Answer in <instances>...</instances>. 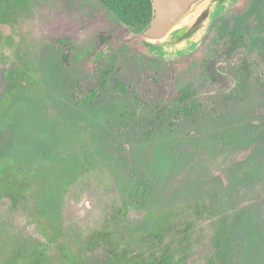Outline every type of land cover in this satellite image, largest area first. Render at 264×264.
<instances>
[{"label":"rangeland","instance_id":"rangeland-1","mask_svg":"<svg viewBox=\"0 0 264 264\" xmlns=\"http://www.w3.org/2000/svg\"><path fill=\"white\" fill-rule=\"evenodd\" d=\"M105 1L0 0V264H264V0H226L185 51L106 52L130 93L81 106L63 56L123 31ZM130 6L128 37L153 16Z\"/></svg>","mask_w":264,"mask_h":264},{"label":"trees","instance_id":"trees-1","mask_svg":"<svg viewBox=\"0 0 264 264\" xmlns=\"http://www.w3.org/2000/svg\"><path fill=\"white\" fill-rule=\"evenodd\" d=\"M116 1L120 2V4L118 5ZM105 2L111 4V7L115 10L118 8V11L111 17L113 18V20H116L115 22H117V24L123 26V31L116 34L114 37H116V39L121 37H128L133 31V27L129 23L131 18L134 16L133 11L131 12L130 10L131 0H106ZM147 25L148 24H146L140 30H136L133 34L140 33ZM104 36L105 35L98 36L95 49L94 51H92V53L90 52L86 61L80 63L76 62L72 60L68 51L64 52L63 65L66 68V71L71 81L73 82V85L75 86L74 100L78 105L85 106L92 104L96 100L101 98L104 93H107L109 91H114L120 94L130 93L131 84L127 82L125 78L121 77L116 69L115 60H118L119 56L116 54L114 56H108L107 54H105L106 52H123L124 48L113 50L110 47V44L111 42H113V40L111 41V39H114V37L108 38L107 36ZM143 61V70L147 79L153 81L155 85L163 84L164 80L162 77H160V74L163 70L159 66V64H155L150 60ZM160 64L164 63L160 62ZM83 65H92L93 68L92 70L86 71L84 76H79L77 70L79 69V66ZM150 66L154 67L156 71L153 72ZM135 98L137 100L140 99L138 95H136ZM190 99L191 85H183L178 89L177 96L174 99V102H176L177 112H181L183 110L184 114L190 115L192 113L188 106ZM258 112L260 113V116L264 118V111L257 109L256 113ZM126 114L135 118V115L133 113L127 112ZM134 198L137 203H146L149 201L150 188L145 177L140 179L138 183L137 193L134 194Z\"/></svg>","mask_w":264,"mask_h":264},{"label":"water","instance_id":"water-1","mask_svg":"<svg viewBox=\"0 0 264 264\" xmlns=\"http://www.w3.org/2000/svg\"><path fill=\"white\" fill-rule=\"evenodd\" d=\"M153 17L140 32L111 42L112 49L139 40L153 49L185 51L212 24L220 6L226 0H151Z\"/></svg>","mask_w":264,"mask_h":264},{"label":"flooded vegetation","instance_id":"flooded-vegetation-1","mask_svg":"<svg viewBox=\"0 0 264 264\" xmlns=\"http://www.w3.org/2000/svg\"><path fill=\"white\" fill-rule=\"evenodd\" d=\"M151 3H152V1H151ZM152 7H153V3H152Z\"/></svg>","mask_w":264,"mask_h":264}]
</instances>
